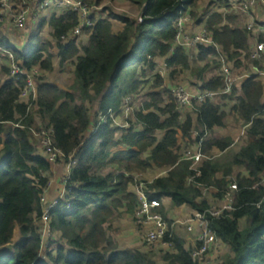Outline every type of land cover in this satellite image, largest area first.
I'll return each mask as SVG.
<instances>
[{
    "label": "trees",
    "instance_id": "obj_1",
    "mask_svg": "<svg viewBox=\"0 0 264 264\" xmlns=\"http://www.w3.org/2000/svg\"><path fill=\"white\" fill-rule=\"evenodd\" d=\"M82 1L130 3L139 13L120 14L105 6L107 14L97 12L93 24L83 28V46L73 33L79 15L71 10L44 13L19 31L7 33L0 26V46L13 52L22 69L52 71L58 60L61 67L70 64L74 76L65 88L41 74L35 100L25 101L21 92L26 77H11L9 60L0 51L8 60L0 79V264H195L192 252L198 245L187 232L178 231L175 247L160 249L161 255L121 247L113 234V218L125 212L135 219L139 183H145L150 199L161 201L158 211L169 223L175 220L172 212L205 211L211 197L222 198L236 183L235 210L211 220L212 231L228 248L212 263L263 264L264 78L255 74L253 67L260 64L250 55L253 42L264 37L255 36L246 21L239 20L244 14L235 11L233 3L241 0ZM187 9L194 17L202 15L199 26L220 45L232 73L243 76L231 93L196 105L197 111L180 108L159 73L145 86L158 60L173 69L172 75L178 67L191 69L194 56L200 67L192 71L201 82L186 87L194 92L224 90L222 64L213 45L171 52L176 22ZM115 21L122 24L120 29ZM128 97L133 111L122 123ZM108 111L118 123L109 118L88 137L100 113ZM230 115L246 127L241 143L231 135L209 134L224 129ZM42 130L52 131L55 145L76 160L65 176L66 194L50 212L51 230L59 238L47 245L45 258L42 197L54 162L35 136ZM195 130L205 137L203 151L209 156L196 166L182 159L183 150L198 143ZM68 161L59 162L67 166ZM154 170L162 171L148 179Z\"/></svg>",
    "mask_w": 264,
    "mask_h": 264
},
{
    "label": "built area",
    "instance_id": "obj_2",
    "mask_svg": "<svg viewBox=\"0 0 264 264\" xmlns=\"http://www.w3.org/2000/svg\"><path fill=\"white\" fill-rule=\"evenodd\" d=\"M109 3L110 2H108V4ZM104 7L105 6H102V4H90L82 0H0V26L2 25V29L7 33L19 31L27 26L29 19L33 22H37L44 13L51 15V13L55 11L71 10L79 15V24L73 32L75 36H78L83 33V28L93 24V15H96V13L99 12V10L104 9ZM233 8L235 11L245 14L249 19V22L246 21L247 28L254 32L255 36L263 35L264 37V0H241L240 2H234ZM200 9L201 10L199 11H202L203 6ZM190 16L191 10L187 9L185 10V13L178 18L176 22L177 33L175 41L171 47V52H175L179 47L194 48V46H198L199 44H211L219 53L222 72L225 78V88L222 92H194L184 85H176L171 89L172 96L180 108H188L197 111L196 105L207 100H214L219 94L231 93L234 83L243 76H238L232 73L230 67L227 65L226 56L223 53L222 48L209 37V34L205 29L201 33H188L187 23L190 21ZM252 45L253 50L251 51L250 58L260 64L259 66L253 67L255 74L264 78V39L262 41H254ZM0 51L2 52V55H6L9 60L10 76L16 80H18L21 75L26 77V84L22 89L21 99L33 102L37 96V85L34 82H36L37 77L41 75L40 71L37 69H33L29 72L25 71L15 60L13 52L7 50L3 46H0ZM130 102L131 97H128L126 100L127 108L125 111L127 117L129 116L130 111H133V107H130ZM109 118L118 123V120L116 119L117 117H115L113 111H108L107 114L100 113V120L98 123L92 125L88 137L97 132L100 125L107 123ZM245 128L246 127H243L242 134L245 133ZM34 133L35 136L39 138L42 146L48 151L49 159L52 162L57 163L69 159L67 168L68 174H70L71 169L76 164L74 156L66 155L55 145L52 131L42 130L41 132ZM194 138L199 139L198 143H196L194 147L184 149L182 152V159L192 161L196 166L203 158H208L209 156L203 151L205 137L201 135L198 130H195ZM67 181L68 177L64 179L66 189ZM257 187L258 185L254 186V188ZM66 189L63 191L59 199H55L49 204L47 203L46 198L44 196L42 197L44 212L42 215L43 242L41 255L43 258L46 256L44 249L47 247L44 241L45 233L52 232L50 225V212L51 209H53L65 196ZM237 192L238 185L232 183L225 191L223 197L220 199L214 198V202L212 203L211 201V205L205 211L190 209L187 218L184 221L174 220L172 223H169L158 211L162 206L161 201L156 198L150 199L145 191V183H139L137 186V193L140 204L136 209L135 219L136 221L138 220L136 224L138 226L143 225L149 227V231L147 230L143 235L144 241L146 244L150 245L149 247L160 243L164 246H161L162 248L167 249L166 251L172 250L175 247L174 238L178 232L177 226L185 224L188 227L187 233L194 235L195 242L198 245V247L192 252L193 262L195 264H211V258H208V256L215 255L222 243L211 229V220L222 216L226 212L235 210ZM259 205L260 203H258V206Z\"/></svg>",
    "mask_w": 264,
    "mask_h": 264
},
{
    "label": "rangeland",
    "instance_id": "obj_3",
    "mask_svg": "<svg viewBox=\"0 0 264 264\" xmlns=\"http://www.w3.org/2000/svg\"><path fill=\"white\" fill-rule=\"evenodd\" d=\"M109 2V1H108ZM108 2H103L102 6H108V7H113L112 9H114L116 12L120 13V14H134V15H138L139 13V8L137 6H134L130 3L128 4H123L122 2L117 6V4H112ZM107 3V4H106ZM101 5V4H100ZM201 7V6H200ZM201 10V9H199ZM202 13L203 11H199V13ZM99 13L102 15H106L107 12L104 11V9L99 10ZM202 15H198L197 17H194L193 14L191 13L190 16V21L187 23V30L188 33L193 34V33H201L204 31V29L206 30L205 27H203V25L199 26L198 24V19L201 17ZM239 20H245L249 22V19L243 15H240ZM29 23H31V20L29 19L27 22V25H29ZM122 26V24L119 21H115V28L116 29H120ZM1 28L2 25H1ZM207 31V30H206ZM39 32V29H36L35 34L37 35ZM44 33L46 34V30L44 31ZM48 35V34H46ZM85 34L81 33L80 35L76 36L77 39V43L79 46H83L85 43L84 40ZM21 40L27 44V40L25 36L21 37ZM31 41V39L29 40V42ZM252 43V41H251ZM197 46V45H196ZM194 46V48L196 47ZM250 60L252 61V59L250 58ZM193 66L191 69H181V67H178V71L175 72V74L171 75V71L173 69H168L166 67V65L161 61L158 60L157 64L155 66V70L154 71H149L148 73V81L146 82V88L147 86H149L150 84L153 83V81L155 80V73H159L162 75V77L164 78V82H165V86L167 87H175L176 85H192L194 84V82H201L200 80H198L199 78H197L196 74L193 73L192 69H196L197 67H200L199 64H197L195 62L194 56L191 60ZM253 62V61H252ZM54 63H56L58 65V60H55ZM250 65V62H248ZM56 68L52 71H47V72H43L41 73L42 75H44L46 77V79L52 83H55L61 87H65L68 88L69 85L73 82V73H72V66L70 64H66L65 66L61 67V66H57ZM246 68L243 67V70H245ZM242 71V68L240 70H238V73ZM248 71V70H247ZM2 67H1V71H0V79L1 75H2ZM36 83V82H34ZM37 85V83H36ZM145 97V96H143ZM127 121V116L126 114H124V116L121 119V122L124 123ZM243 128H241V126L239 125V121L235 120L234 116L230 115L227 119V126L224 129H216L213 130L212 132H210L209 134L211 135H231L234 136L235 139L237 140V144L241 143L245 140V136L244 134H242ZM38 138V137H37ZM42 145V144H41ZM236 148V147H234ZM63 163V162H62ZM57 164V163H56ZM65 164V163H64ZM55 166H59V176L63 173V176L61 178V188L60 191L58 193V196L61 195V193L66 189L65 187V183H64V179L65 176L68 173V168L66 166V164L63 166L62 164L55 165V163L53 164V167ZM52 167V175L55 174L54 170ZM162 170H154V171H150L149 173H147L146 177L150 180H152L154 177L158 176L161 173ZM51 175V177L53 178V176ZM132 175V173H131ZM137 179H139V176H136ZM210 194V193H209ZM211 195V194H210ZM212 203L214 202V199H212ZM48 203V202H47ZM49 204V203H48ZM183 211L180 212L179 211L175 214L172 212L170 213V217L174 218L175 217V221L180 220V221H184L187 216H185V213L187 212V214L189 213L190 210H185V209H181ZM138 222V220L136 221L134 219L133 215L127 214L125 212H119L118 214H116V216L113 218V234L116 236L119 244L121 245L122 248H127V249H140V250H153L158 254H163L161 253L162 250H167L165 248H162L161 246H163L162 244L158 243L156 245H153L151 247H149L150 245L146 244L144 241V232H146L149 227H145L143 225H137L136 223ZM187 226L185 224H180L177 226V230L182 234H186L187 231ZM149 231V230H148ZM19 238V235L17 236ZM16 237V238H17ZM59 238V234L54 233L53 231L51 233H45V237H44V241L46 246L49 245L50 241H52V239L54 241H56ZM164 247V246H163ZM162 249V250H160ZM46 251V247L44 252ZM228 252V248L226 247V245H224L223 243H221L220 248L218 249V251L216 252L215 255L213 256H208V258H211V264L214 261L215 258H220L222 255L226 254ZM222 259V258H221ZM158 260L162 261L159 256H158ZM215 262V261H214ZM261 264V263H260Z\"/></svg>",
    "mask_w": 264,
    "mask_h": 264
},
{
    "label": "crops",
    "instance_id": "obj_4",
    "mask_svg": "<svg viewBox=\"0 0 264 264\" xmlns=\"http://www.w3.org/2000/svg\"><path fill=\"white\" fill-rule=\"evenodd\" d=\"M6 65H8V60L5 57H0V71H1V67ZM1 73H2L1 78H3L4 73L3 72ZM59 164H62L63 166L65 165L62 162H59ZM55 165H58V163L57 164L55 163ZM59 168H60L59 166L53 167L55 174L52 175V173H50L51 181L49 183L48 189L44 194V197L46 198V201L48 203L53 202L55 199H59L63 193L62 192L60 196L56 197L60 191L61 188L60 182L62 181L61 178L63 176V173L59 176ZM51 175L53 176V178L51 177ZM185 216H187V212L185 213Z\"/></svg>",
    "mask_w": 264,
    "mask_h": 264
}]
</instances>
